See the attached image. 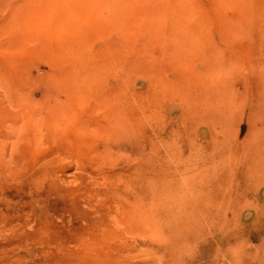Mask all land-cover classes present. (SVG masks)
Returning a JSON list of instances; mask_svg holds the SVG:
<instances>
[{
    "label": "rangeland",
    "instance_id": "374dc122",
    "mask_svg": "<svg viewBox=\"0 0 264 264\" xmlns=\"http://www.w3.org/2000/svg\"><path fill=\"white\" fill-rule=\"evenodd\" d=\"M0 264H264V0H0Z\"/></svg>",
    "mask_w": 264,
    "mask_h": 264
}]
</instances>
